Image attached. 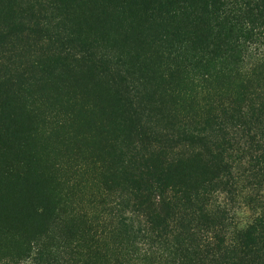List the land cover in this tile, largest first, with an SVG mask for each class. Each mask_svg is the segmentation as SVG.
Returning a JSON list of instances; mask_svg holds the SVG:
<instances>
[{"label":"trees","instance_id":"obj_1","mask_svg":"<svg viewBox=\"0 0 264 264\" xmlns=\"http://www.w3.org/2000/svg\"><path fill=\"white\" fill-rule=\"evenodd\" d=\"M26 261L264 264V0H0V264Z\"/></svg>","mask_w":264,"mask_h":264},{"label":"rangeland","instance_id":"obj_2","mask_svg":"<svg viewBox=\"0 0 264 264\" xmlns=\"http://www.w3.org/2000/svg\"><path fill=\"white\" fill-rule=\"evenodd\" d=\"M242 216H247L245 212H243L242 214H239V218L242 217ZM20 264H31V262L29 261H26V262H22Z\"/></svg>","mask_w":264,"mask_h":264}]
</instances>
